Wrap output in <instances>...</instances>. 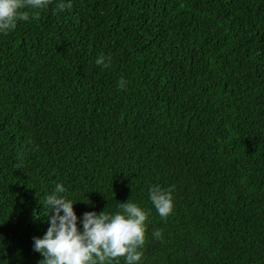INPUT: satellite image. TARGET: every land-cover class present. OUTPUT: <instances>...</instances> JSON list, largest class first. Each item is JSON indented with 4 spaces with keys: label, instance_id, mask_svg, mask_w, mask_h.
Masks as SVG:
<instances>
[{
    "label": "trees",
    "instance_id": "obj_1",
    "mask_svg": "<svg viewBox=\"0 0 264 264\" xmlns=\"http://www.w3.org/2000/svg\"><path fill=\"white\" fill-rule=\"evenodd\" d=\"M57 3L0 35V264H38L61 181L151 209L142 264H264V0Z\"/></svg>",
    "mask_w": 264,
    "mask_h": 264
},
{
    "label": "clouds",
    "instance_id": "obj_2",
    "mask_svg": "<svg viewBox=\"0 0 264 264\" xmlns=\"http://www.w3.org/2000/svg\"><path fill=\"white\" fill-rule=\"evenodd\" d=\"M52 0H0V35L14 31L18 22L28 21L32 12L49 7ZM57 8L72 7V0H58ZM96 63L107 68L110 58L99 57ZM119 86L125 88L124 77ZM175 185L151 184L148 198L162 218H168L175 208ZM78 202L61 181L46 195L43 208L49 226L42 237H33V249L41 255L38 264H142L151 209H145L131 198L117 202L115 212L86 211L78 216ZM154 236L161 237L156 229Z\"/></svg>",
    "mask_w": 264,
    "mask_h": 264
}]
</instances>
